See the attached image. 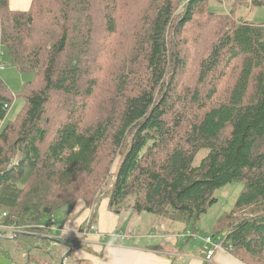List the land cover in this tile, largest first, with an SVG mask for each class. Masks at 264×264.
Returning <instances> with one entry per match:
<instances>
[{
  "label": "trees",
  "instance_id": "16d2710c",
  "mask_svg": "<svg viewBox=\"0 0 264 264\" xmlns=\"http://www.w3.org/2000/svg\"><path fill=\"white\" fill-rule=\"evenodd\" d=\"M209 1L32 0L22 11L0 0L1 44L20 72L35 74L7 123L15 96L0 82V216L24 230H0L9 264L61 263L65 242L69 258L85 246L38 225L58 224L53 214L79 200H98L85 231L97 225V192L114 162L108 209L179 221V235L199 241L204 256L192 222L219 189L242 183L209 233L242 263L264 264V22L221 18ZM201 14L222 29L196 82L178 90L184 35ZM99 73L108 90L99 92Z\"/></svg>",
  "mask_w": 264,
  "mask_h": 264
},
{
  "label": "rangeland",
  "instance_id": "374dc122",
  "mask_svg": "<svg viewBox=\"0 0 264 264\" xmlns=\"http://www.w3.org/2000/svg\"><path fill=\"white\" fill-rule=\"evenodd\" d=\"M208 3L211 10L221 14V18L228 17L229 20H237L243 18V20H248L255 23L264 22V7L253 8L251 5V0H222L220 2L216 0H210ZM228 25H230V21H228ZM224 27L225 26H223V28ZM187 28V33L184 35L185 40L183 39V44L181 45V47L183 46L184 56L188 59V64L184 69V72H182L178 77V90L182 87H190L192 86L193 82H196L199 71V64L201 60L208 54L211 46L214 44L220 30L222 29L219 23L208 19L203 14L199 15L196 19V22L192 23ZM1 63L5 64V68L0 71V82L6 85L11 93L15 96L5 120V123H7L9 120L15 119L23 109L25 105V99L20 95L23 93L25 85L29 81L35 79V74L34 72H20L18 68L11 62L5 47L1 44L0 41V64ZM119 65L120 62L114 68V70L111 71L112 74L115 73ZM100 77L99 92H101V90H108L110 87V83H102V76L100 75ZM100 97L101 96L98 93L97 98L93 99H98ZM203 153L204 152H202V154ZM199 160L200 158L198 156L196 163H198ZM116 171L117 162H114L111 166V172L108 176V183L103 188H101L99 193L97 192L100 197L99 199L102 202L108 200L107 197H109V191L113 186L112 181L115 179L114 175ZM241 189L242 183L234 182L227 184L216 192L218 201L214 205H212L208 209V211L201 216L199 220H197L196 222H192L197 224L198 235L196 236V238L200 240L201 237L210 235L209 232L214 231L217 222L223 217L225 213L231 211V209L233 208ZM132 200L133 199H131L129 203L132 202ZM97 202L98 200L95 203H91V205H89L85 201L79 200L73 209L69 210L68 208H64L56 211L53 214V217L54 220L58 223L54 225L58 228V230L52 235L60 236V238L56 236L54 238H64L69 240L79 238L80 242L86 243V239L89 238L90 235L97 234L98 232H96L95 230V228H97L96 223L90 226L89 231H85L84 227L91 220V216L95 211L94 207ZM116 215L118 217V226L121 227L120 229H123L125 233L130 232L137 236H142L136 239L142 242L144 245L146 244L147 246L151 240L153 242L152 246H154V244H159V242H155L156 237H154L152 233H159L163 230H169L170 232L167 233L174 232L175 234H177L176 231H182L185 227V224L183 225V223L179 221H172L167 218L159 217L146 212L139 213L133 208H122L120 211L118 210L116 212ZM59 224H63V226H59ZM78 226L79 228L75 230L74 227L76 228ZM190 226L193 228L194 224H191ZM187 235L188 233H183L182 238H184V240L187 242H192L190 244V248L194 249L193 252L195 251L196 253H199L200 250L198 248L200 242L186 239ZM179 236L181 237V235ZM108 238L109 239H107L106 241H110L113 236H110ZM115 239L120 240L117 238ZM136 239H134V242L136 241ZM132 242L133 240L130 241V243ZM67 253L68 251L64 253L65 255L62 258L61 263L55 262L53 264H79L78 261L80 259H87L79 258L76 255V250L72 253L71 258H69L68 256L66 257ZM0 264H9V261H7V259H0Z\"/></svg>",
  "mask_w": 264,
  "mask_h": 264
},
{
  "label": "crops",
  "instance_id": "0c3cea01",
  "mask_svg": "<svg viewBox=\"0 0 264 264\" xmlns=\"http://www.w3.org/2000/svg\"><path fill=\"white\" fill-rule=\"evenodd\" d=\"M9 1L13 10L22 11L28 10L32 3V0ZM107 203L108 200L103 201L98 210V233L90 235L86 239V245L76 249V255L79 258L90 259L92 264H244L224 249L218 250L214 258L207 261L203 255L200 243L199 253L193 252L194 249L190 248L192 242H187L180 237L179 230L176 231L177 234L174 232L167 233L170 232L169 230L152 233L156 237L155 242H159V244H154V246H152V240L148 243V246L144 245L136 239L142 236L135 234L133 236L136 237L131 236V239L125 238L129 240H124L122 237L125 235H120L125 232L114 234L118 226V217L116 212L108 209ZM79 226L74 227V229L77 230ZM109 236H113V240L103 241L104 237L107 239ZM134 239H136L135 242ZM131 240L134 243H130ZM0 259L3 260L4 258L0 256Z\"/></svg>",
  "mask_w": 264,
  "mask_h": 264
},
{
  "label": "built area",
  "instance_id": "2783aa9c",
  "mask_svg": "<svg viewBox=\"0 0 264 264\" xmlns=\"http://www.w3.org/2000/svg\"><path fill=\"white\" fill-rule=\"evenodd\" d=\"M4 68H5V64L1 63L0 64V71H2ZM3 215L4 216H0V230L7 231L8 234L9 233L15 234L17 232H23L24 231L22 229V227H19L17 225H11V224L7 225L5 223V220H4V217H5L6 214H3ZM38 226L47 227V228L51 229L53 232H56L58 230V228L56 226H54L53 224L51 226H49V227L47 225L46 226L45 225H38ZM14 237H15V235H14ZM200 240H202V242L206 246L207 254L205 255V259L207 261H210L214 257L215 253L218 250H222L223 249V247L220 244H218V243H216L214 241L212 235L203 236V237L200 238Z\"/></svg>",
  "mask_w": 264,
  "mask_h": 264
},
{
  "label": "water",
  "instance_id": "95a60500",
  "mask_svg": "<svg viewBox=\"0 0 264 264\" xmlns=\"http://www.w3.org/2000/svg\"><path fill=\"white\" fill-rule=\"evenodd\" d=\"M55 240H57V239H55ZM58 241H61V240H58ZM61 242H63V241H61ZM66 246H68L69 247V252L66 254V257L67 256H69V254L71 253V251H72V247L70 246V244H68V243H64Z\"/></svg>",
  "mask_w": 264,
  "mask_h": 264
}]
</instances>
